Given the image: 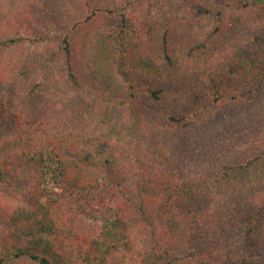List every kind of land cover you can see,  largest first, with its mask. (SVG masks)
Wrapping results in <instances>:
<instances>
[{"label": "trees", "instance_id": "1", "mask_svg": "<svg viewBox=\"0 0 264 264\" xmlns=\"http://www.w3.org/2000/svg\"><path fill=\"white\" fill-rule=\"evenodd\" d=\"M9 1L0 264H264V0Z\"/></svg>", "mask_w": 264, "mask_h": 264}, {"label": "rangeland", "instance_id": "2", "mask_svg": "<svg viewBox=\"0 0 264 264\" xmlns=\"http://www.w3.org/2000/svg\"><path fill=\"white\" fill-rule=\"evenodd\" d=\"M3 1L4 0H0V8H4V4H3ZM17 0H10L9 1V6L11 5V6H13L14 5V3L16 2ZM198 34H201V30L200 31H198V32H195V33H193V34H191V32L190 33H180V34H176V35H174V37H173V40H174V43H175V46H176V48L177 47H182V46H184V44L186 43V42H188L190 39H192V38H195V37H197V35ZM188 92V91H187ZM191 91H189L188 93H186L185 95H186V98H189V93H190ZM230 109H225V111H223V113H221V118L219 119V120H217L218 122H220V123H223V121L225 122V121H229L230 120V118L232 117V114H233V112L231 111V112H228ZM238 112V111H237ZM217 121H216V125H217ZM215 125V126H216ZM52 159L50 158V156L47 158V162H46V164L47 165H49V164H51L52 163V161H51Z\"/></svg>", "mask_w": 264, "mask_h": 264}]
</instances>
